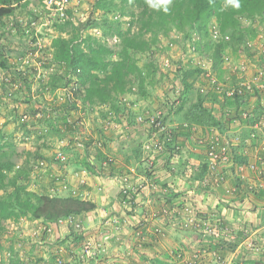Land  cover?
Returning a JSON list of instances; mask_svg holds the SVG:
<instances>
[{
	"label": "rangeland",
	"instance_id": "374dc122",
	"mask_svg": "<svg viewBox=\"0 0 264 264\" xmlns=\"http://www.w3.org/2000/svg\"><path fill=\"white\" fill-rule=\"evenodd\" d=\"M114 2L119 3V0H114ZM41 4V0H30L26 9L18 10L13 16L3 18L0 22V55L6 57L10 61V68L8 70L0 69V163L9 162L13 164V175L9 176L11 177L19 173V182L17 181V185H23L26 191H34L38 188V193L43 191L52 195L67 196L69 192H71L70 187H68L67 190L60 192L55 191L54 193L52 191L53 188H50V184L53 179L54 184L51 187H58L57 185L61 184L62 179L60 181H55V179L61 177L58 176L61 175L58 174V172L69 162V157L71 158L73 155V158H75V155H77V157L78 155L83 156V149L77 148L74 142L78 141L84 146L90 143L93 146V143L98 145L103 141L102 145L104 146L106 144V150H111L112 147L110 146L116 142L107 143L108 137L116 133V130L120 132L124 131V127L128 126L130 117L127 112L122 111L124 110L122 108L119 112V122H114L113 116H115V112H113V110L111 111L109 103L102 104L95 102L94 105L87 106V104L81 102L80 99L74 100L71 98L70 101L68 97L71 93L70 83H68L66 87L62 86L53 89L50 86L51 81L55 77L64 76V72L67 71H65L63 66L55 63L52 58V40L57 37L68 38V33L72 31L73 28L84 24L86 28L81 32L80 39L87 35L100 37L114 51V54L119 49L120 41L115 36L106 37L105 35L107 33L114 35L115 29L118 27L117 24L121 26L123 32L126 31L129 27L131 18L128 16H119L117 13L102 15L97 7L96 0H66L64 10L69 11L67 19L70 23L59 28L58 25L65 23V19H60L61 16L59 13L54 10L48 12L46 7ZM134 21L138 20L134 18ZM258 21L259 20L252 24L246 21V24L251 25L249 28L256 34V38L251 41H253V43L258 42L256 43L257 45L254 44L251 55L239 57V55L233 54L230 49L226 48L225 50L228 51V54H222L224 61L220 65L222 70V72L220 71L221 75L218 77L215 76L211 80H207V76L210 77V68H205V71L199 68V65L203 63L201 59L205 58H201L199 60L200 62H198L199 58H197L194 52L189 50V47L194 44V47L197 48L198 51L207 52L210 57V53L213 51L211 45L215 44L214 37H211L214 30L213 28L215 27L213 21H211L208 26V36H201L200 32L197 33L195 29L189 32L188 36H185L184 31L177 30L175 26H171L170 29H167V25L155 33H146L144 39L148 41L151 46L150 52H130V56L132 61L142 69L147 67L149 63H151L154 68L156 67L153 73V81L156 84L154 86H146L147 95L143 100L139 95H128L125 99H119L121 97L116 98L113 96L114 100L116 102L119 101L118 104L121 108L123 106L126 107V101L130 98L131 102L129 103V107L132 109V116L134 115L135 119L139 116H146L147 113L152 114L164 110V105L167 103L169 109L173 107V112L170 111L169 115L166 114L167 123L173 129L174 127L171 126L170 121L174 117L176 118V105L173 103L174 101H178L179 97L182 100L189 98V101H193L195 100V95H199V90H202L203 96L214 91H227L228 94H230L237 87L242 88L241 83L246 84L248 82L245 80L246 71L254 70L257 72L254 66L255 64L252 63L250 58H254L258 61V58L260 59L261 55H264V22L260 23ZM139 28L140 25L134 22L131 33L137 32ZM152 40L154 41L152 42ZM247 40L248 39H246V41ZM196 41L200 42V44L197 45ZM236 60H238V62ZM229 61H231L232 64L225 66V63ZM263 64L264 63H262V65ZM208 65H210V63ZM224 66L227 72L224 70ZM248 67L250 69H248ZM178 71L181 72L179 73ZM231 71L235 72V76L226 79V77L230 76ZM260 71L264 72V68H260ZM226 73H228V75H226ZM21 75H24L27 83H25L26 81H24ZM186 75L187 77H185ZM257 76L264 81V75L260 76L257 74ZM184 79H186L185 84L187 83L193 87V91L191 89L189 90L188 87L183 84L182 81ZM224 79H226V85H222ZM244 80L246 82H244ZM250 85L252 87L251 91H245L244 94L260 91L258 86L259 83H257V85L250 83ZM135 86L134 83L133 87ZM262 94H264V85ZM218 103L220 105H218ZM240 103L244 104L245 102L241 101ZM217 105L223 108L225 104L222 102V99H217L215 103H210V106L207 107H211L210 109H217ZM245 106L250 109L248 104ZM204 108L206 109L205 106ZM165 112H167V109ZM235 116H237L236 112ZM65 119L76 130V134L70 133L71 131L67 132V129L64 128ZM218 121L219 119H215V122L218 123ZM135 123L137 127H141L136 120ZM233 124L238 125V122ZM113 125H116V127ZM236 131L241 130L238 127ZM251 132L252 130H250V133ZM147 134L146 131V135ZM235 135L236 134L232 132L231 139H233ZM247 137L250 138V134H247ZM146 138H148V136ZM108 147L110 148L108 149ZM231 151L233 155L234 150L232 149ZM58 152H61L63 157L65 155L64 159H67L65 162H59L54 159L55 154ZM152 154L154 155L155 153L152 152ZM179 154L181 155L182 153ZM179 154H177V156ZM156 155L157 154H155V156ZM38 159L44 160L46 167L42 170L34 171L33 166ZM76 159L70 160L73 161ZM229 165L230 164L219 165V170L222 171ZM169 167V172H172L173 166ZM165 169L167 170V168ZM9 176L4 180L6 188L0 189V195L12 189L10 184L11 178ZM63 182L66 181L64 180ZM48 184L49 188H47ZM42 185H46V187L43 188ZM73 185L75 187L74 183ZM224 185L225 184L219 185L217 188L223 187ZM192 211V214L196 217L202 218L205 216L210 219V213H208V215H203L197 213L195 210ZM135 216L136 214L132 213V215L120 217L125 221L124 228L131 226L129 225V221H135ZM178 217L179 220H181V216ZM75 220L82 225L80 220ZM216 220L218 219H215V221ZM32 221L33 220L22 219L16 223L12 221L5 222V230L3 234L0 235V264H8L9 259L16 258L17 261L20 262L37 264L35 262L36 260L37 262L40 260L46 261L49 257L56 254L57 241H60L64 246L70 241L69 237H67V242L63 238H53L52 241L39 244L38 242H43V239L47 238V236H45L46 232L43 231L44 233H42L41 236L35 237L34 235L37 234L33 233L34 230L42 226H31L30 222ZM103 223L101 224L102 228H100V231L103 232L102 235L105 236L111 230L108 226L104 227ZM144 224H147L146 221L135 222L134 231H132L133 229L130 231V233L134 235V238L138 239L142 237L138 232L142 231V234L145 232L144 229L146 230L147 228H144ZM85 226L87 227L86 224ZM149 229L161 230V228L157 226L155 228L149 227ZM124 230L125 229L121 228V233H123ZM232 230L234 232L237 231L234 228ZM127 231H129L128 228L126 229V232ZM82 233H86L85 228ZM199 234L202 235V233ZM86 235V237H93L94 233H87ZM208 239H210V237ZM24 244H26V246ZM217 246L219 247L220 245L217 244ZM221 246L222 247L219 249L216 248L219 252L222 248H225L224 246L226 245L223 244ZM40 247H42V249ZM58 247L60 248L61 246ZM196 249L200 250V248ZM44 250L47 253L46 257H48L43 258V256H41L39 259L38 252L40 254V251ZM184 256L187 259L185 254Z\"/></svg>",
	"mask_w": 264,
	"mask_h": 264
},
{
	"label": "crops",
	"instance_id": "0c3cea01",
	"mask_svg": "<svg viewBox=\"0 0 264 264\" xmlns=\"http://www.w3.org/2000/svg\"><path fill=\"white\" fill-rule=\"evenodd\" d=\"M224 54H228V51L224 50ZM241 56L244 55H239V57ZM250 60L255 64L257 72L254 70L246 71L245 80L255 85L259 83L260 91L246 93L244 98H247L245 105L248 104V107L254 112L251 114H255L253 116L256 118L254 122L249 120L248 126L245 122L239 123V125L233 124L237 122L235 116L237 106L225 93L211 92L202 95V105L206 107L209 115L211 112L214 119H219V127L229 136L234 132L236 134L234 137H238L236 139L238 142L235 140V143H229L234 153L232 162L223 170L226 176V184L223 187L207 188L202 186V171H206V140L209 138V131L218 126H210V123L187 124L183 117L186 108L184 111L176 113V118L170 120L171 126L176 132L175 143L180 145L181 152L179 153H182L181 155L178 153V156L177 154L171 156L173 154L172 149L167 152L169 154H164L165 157L153 155L147 145L146 137L148 134L146 135V131L141 127L130 126L129 128L124 127L122 132L116 130L115 135L111 134L108 137L107 143L116 142L110 146L112 147L111 150L110 147H108L109 150H106V144L102 145L103 141L98 142L102 155L107 158L102 165L88 159L85 150H83V156L78 155L77 157L75 155L73 158V155L71 158L69 157V162L59 172L55 171L61 174L58 175L61 176L59 179L65 180L70 187L71 192L69 194L95 204L93 211L69 215L80 220L86 232L84 237L81 235L75 237L76 244L79 245L87 233L100 232L104 220L120 218L132 215V213L136 214L135 221H129L131 228L128 226L124 228L125 230L116 240L112 239L110 242L106 240L109 256L106 259L98 258L93 264H127V262L186 264L182 258L177 259V256L185 254L190 257L192 252L197 250L196 248H200L197 250L201 257L199 264H209V262L210 264H264V189L259 187V185L264 184V167H260L258 173L247 168L248 163L254 162V153H256L255 156L260 157L261 163L264 164V150H261V143H245L250 128H258L264 131V94H262L264 81L257 76L260 68H264V64L262 65L264 55H261L258 61L254 58H250ZM236 61L238 62V60ZM231 64L229 61L225 63V66ZM204 65H208V63ZM225 66L223 68L227 72ZM248 69L250 68L248 67ZM245 80L244 82H246ZM141 99L144 98L141 97ZM217 99H222L225 104L223 108L218 107L220 102L217 109L207 107L210 106V103H215ZM194 101H188L186 107ZM227 102L231 104H227ZM238 127L241 131H236ZM83 158H87V162L94 167L92 169L94 172H90L80 164L84 160ZM70 159L76 160L71 161ZM169 166H173L172 172H169ZM258 166H261L260 162H258ZM126 173L133 175L132 186L138 184L137 181H134L135 179L143 178L147 180L148 186L154 185L155 187L137 192L131 209H126L121 205L119 184L114 180L115 176ZM53 184L52 180L50 188H54L51 187ZM42 186L43 188L46 187V185ZM47 188H49V184ZM34 191L38 193V188ZM182 202L192 206L197 213L203 215L210 213L212 222L218 219L230 229H236L234 239L225 238L230 236V232L226 234L218 232L213 236H202L193 230H182L175 219L178 216L176 211L171 212L170 210V215H163V207L171 208L177 203L182 204ZM136 221H146L147 223L144 224L147 229H144L145 232L143 231L142 237L138 239L130 233L131 229L134 231ZM41 222L42 220H34L30 224L31 226H40L42 225ZM156 226L161 228L162 236L160 237L157 236L159 234L155 233V229H149V227L155 228ZM127 228L129 231L126 232ZM41 230L42 227L36 228L33 233L37 235L34 236H41L44 233ZM106 235L108 237L113 236L112 233ZM45 236L47 238H44L43 242H37L39 244L47 243L53 238H63L67 242V237L69 240L72 238V229L59 228L55 234L48 235L46 233ZM209 237L210 239H208ZM119 239L120 241H118ZM250 240H254L259 250L251 251L245 246ZM59 242L57 241L56 244H60ZM217 244L220 246L218 247ZM223 244L226 246L222 248L223 251L219 252L216 248L219 249ZM40 248L42 249V247ZM124 251H126V256ZM213 251H217L215 256L211 254ZM40 254L38 252L39 259L41 256L43 258L48 257H46L45 250L40 251ZM102 258L103 260H101Z\"/></svg>",
	"mask_w": 264,
	"mask_h": 264
},
{
	"label": "trees",
	"instance_id": "16d2710c",
	"mask_svg": "<svg viewBox=\"0 0 264 264\" xmlns=\"http://www.w3.org/2000/svg\"><path fill=\"white\" fill-rule=\"evenodd\" d=\"M96 2L102 15L117 13L119 16H128L131 18L129 27L126 31L123 32L121 26L117 24L118 27H116L114 35L111 33L105 35L106 37H117L120 41L119 49L113 54L114 51L107 45V43L100 37H95L94 35H87L80 39L81 32L86 28V25L84 24L73 28L72 31L68 33V38L57 37L52 40V58L55 63L63 66L67 72H64V76L55 77L51 81L50 86L55 89L62 86L66 87L68 83H70L71 93L68 96L70 101L71 98L74 100L80 99L81 102H84L87 106H92L95 102L102 104L109 103L111 111L113 110V112H115V116H113L114 122H119V112L123 108L124 110L122 111L127 112L130 117L127 127L137 126L135 123L136 119L134 118V115L132 116L133 111L129 107L131 99L129 98L128 100L127 98L129 102L126 101V107L123 106L120 108V105L118 104L119 101L116 102L114 97L125 99L128 95H139L142 98H146V86H154L156 84L153 81V73L155 72L156 67L154 68L153 65L149 63L147 67L142 69L132 61L130 56V52H150L151 46L148 41L144 39L146 33H155L167 25V29H170L171 26H175L177 30L184 31L185 36H188L189 32H192L194 29L197 33L200 32L201 36H208V26L210 22L213 21L215 27L213 28L214 30L211 37H214L215 44L211 45L213 51L210 53V57L207 52L198 51V49L194 47V44L189 48L191 52H194L197 55V58H199L198 61L201 58H205V62L210 60V65H199V68L205 71L204 69L209 67L210 77L207 76V80H211L213 77L221 75L222 70L220 65L224 61L222 54L226 48L230 49V51L236 55H251L254 44L258 42L253 43V41H251L256 38V34L249 28V26L251 27L250 24L257 20H259L258 22L260 23L264 22V0H239V8H233L228 3V0H172L167 6V12L163 11V6L159 9L150 8L147 4V0H119V3H115L114 0H96ZM29 3L30 0H0V22L3 18L13 16L16 11L26 9ZM41 3V5L46 7L48 12L55 9L54 5L49 6L47 4V0H41ZM68 14L69 11L65 10V17L63 18V20L65 19V23L58 25L59 28L70 23L67 19ZM134 18L138 21H134ZM246 21H249L250 24H246ZM134 22L138 23L140 28L137 32L131 33V28L134 26ZM246 39L248 40L246 41ZM153 41L154 40H152V42ZM196 44L198 45L200 42L196 41ZM9 68L10 61L6 57L0 55V69L8 70ZM181 71L178 72L180 73ZM21 77L26 81L24 75H21ZM185 77H187V75ZM185 80L186 79L182 81L183 84H185ZM25 83H27V81ZM134 83L136 85L135 87H133ZM185 86L193 91L191 85L186 83ZM199 92L195 101L189 104L188 107L186 106L189 100H182L178 96V101H174L173 103L176 105L175 114L184 111L186 108L183 117L184 122L187 124L190 125L194 123L202 125L210 123V126L219 127L220 123L215 122L211 112L209 115L202 105V90H199ZM227 104L231 103L227 102ZM234 104L238 109V105L236 103ZM172 108L173 107L169 109L168 104L166 103L164 105V110H160L164 114V121L168 122L167 115H169L170 111L173 112ZM166 109L167 112H165ZM64 125L67 132L71 131L70 133L72 134L77 133L66 119ZM141 128L147 131L145 127L141 126ZM174 130L175 129L173 128V139L175 142L176 132ZM178 146L180 147L179 144ZM83 148V150L86 151V157L94 162H99L100 165H102L107 159L106 156L102 155L99 145L97 144H93L92 146L88 143L85 146L83 145ZM179 152L180 151H176L175 154L173 153L171 156H174ZM157 155L164 156V154ZM87 158H83L84 160H82L80 164L90 172H94L92 171L94 167L87 162ZM13 167V164L9 162L0 163V189L6 188L4 180L7 176L13 175ZM205 167L207 172L204 170L202 171V182L204 178L210 182L207 162ZM260 167H264V164L258 168ZM254 172L258 173L259 170ZM220 173H222V171ZM10 178L11 191H5L4 194L0 195V235L3 234L5 230L4 225L7 221L16 223L22 219H29L33 221L42 220L44 223H51L59 218L67 217L69 215H79L81 213L93 211L95 208V204L91 201L81 200L71 194L67 196H58L50 195L45 192L38 194L35 191H26L23 185H17L19 173ZM205 187L208 188L209 186ZM54 188H56V186ZM175 205L171 208L163 207V210H167L169 214L170 210L174 208ZM184 205L188 206V204ZM190 208L194 210L192 206H190ZM176 214L181 216V214H183V208H180ZM178 216L175 219L178 222L179 228L192 231L190 226H183L180 220H178ZM159 232L162 234V231L159 230ZM157 236L160 237L159 235ZM202 236L204 235L202 234ZM112 239L116 240L117 238L111 237L109 242ZM118 241H120V239ZM59 243V245L57 244L55 252L59 249L58 246H62L61 242ZM24 245L26 246V244ZM124 254L126 256V251H124ZM57 256L58 253L49 257V261L40 260L37 262L36 260L35 262L37 264H51L54 262L53 264H56L57 262H55V259ZM108 256L109 254L106 245L105 253L101 254L99 258L103 257L106 259ZM103 258L101 260H103ZM24 263L25 262L23 261H17V258L9 259L8 261V264ZM131 263L140 264L139 262H127V264Z\"/></svg>",
	"mask_w": 264,
	"mask_h": 264
},
{
	"label": "built area",
	"instance_id": "2783aa9c",
	"mask_svg": "<svg viewBox=\"0 0 264 264\" xmlns=\"http://www.w3.org/2000/svg\"><path fill=\"white\" fill-rule=\"evenodd\" d=\"M47 3L49 6L54 5L55 9L54 11L59 13L61 16L60 19H63L65 17L64 15V5L66 4V0H47ZM258 74L260 76L264 75L263 71H259ZM246 90L251 91L252 87L249 83L245 84ZM264 113V110H263ZM239 117L243 121H248L250 118L253 117L251 114L250 109H242L239 112ZM264 115V114H263ZM136 122L139 124V126H143L147 129L148 138H147V145L148 148L154 152L155 154H166L170 149H172V152L175 154L176 151H179V146L177 143L174 142L173 139V129L168 125L166 121H164V114L160 111L157 113L149 114L147 113L146 116H139L136 118ZM116 127V125H113ZM255 131H259L257 134ZM238 137H234L233 139L226 138L223 135H219L216 131L212 136L209 135V138L206 140V162L208 165V173L210 175V182L207 181L206 178L203 180L204 186H209L213 188H217L219 185L226 184V176L223 173H220L219 165H225L230 164L232 162V155H231V145L229 143H233ZM235 142H238L237 140ZM234 142V143H235ZM245 143H261V150H264V131L259 130L258 128H253L252 132L250 133V138H247ZM74 145L77 148H83V145L76 141L74 142ZM254 153V162L248 163L247 168L254 172L257 171L259 168L258 162H260L261 165V159ZM65 155L63 157V154L61 152H58L55 154L54 159L59 162H65L64 159ZM46 167L45 161L42 159H39L35 162L33 168L34 171L42 170ZM219 171V172H217ZM60 181V179H55V181ZM114 180L119 184V192L121 194V205L124 208H132V205L134 203V196H136L137 192L143 189H154V185L148 186L147 180L143 178L135 179L134 181H137L138 184L136 186L131 185V181H133V175H120L115 176ZM61 182L60 189L57 191L67 190V185L65 182ZM261 189H264V184L259 185ZM52 191L55 193L54 189ZM182 204H184L182 202ZM181 203H177L173 211L171 209V212L176 211L178 213L180 208H183V214H181V220L180 222L183 224L184 227L190 226L193 231H197L199 233H202L205 236H211L216 235L218 232L223 233H229V240L234 239V235L236 232H234L232 229L224 225L223 222H220L218 220L211 221L208 217L205 216L202 218L194 216L192 213V209L190 208V205H182ZM130 212V211H129ZM163 215H170V212L168 214L167 210H163ZM173 216V215H172ZM121 218H109L104 220V227L108 226V228L111 230L108 233H112L113 236L117 239L119 238V235L121 234V228L124 227L125 221L123 219L118 220ZM127 222V221H126ZM59 228L64 229H72V238L69 242H67V245H62L56 253H58V256L55 259L56 264H93L97 261V259L101 256V254L105 253L106 251V240H109L111 237H108L107 235L103 236V232H95L93 237H85L83 241H81L78 244H76L75 237L82 236L84 237L83 232V226L80 225V223L74 219L72 216H68L63 219H58L55 222L48 223L46 227H43V230L48 235H52ZM155 233H160L158 229H155ZM138 234L143 235L142 231L138 232ZM159 236H162L160 233ZM107 237V238H106ZM162 238V237H161ZM59 240V239H58ZM64 246V248H63ZM246 247L249 250H259L258 245L254 242V240H250ZM217 251H213L211 254L215 256ZM182 258V260L185 261L186 264H199L201 261V257L199 254V251L194 250L190 257L185 258L184 255H178L177 259ZM93 261V262H92ZM54 263V262H53ZM51 263V264H53ZM133 264V263H131Z\"/></svg>",
	"mask_w": 264,
	"mask_h": 264
},
{
	"label": "clouds",
	"instance_id": "9594fccd",
	"mask_svg": "<svg viewBox=\"0 0 264 264\" xmlns=\"http://www.w3.org/2000/svg\"><path fill=\"white\" fill-rule=\"evenodd\" d=\"M172 2V0H147V4H148V6L150 7V8H153V9H159V8H161V6H163V11H165V12H167L168 11V5L170 4ZM228 3L233 7V8H239L240 7V4H239V0H228ZM190 48V47H189ZM201 61H203V64H205V63H210V60H208L207 62H205V59H201ZM198 62H200V61H198ZM238 71H240V70H238ZM242 73V72H241ZM235 76V72L234 71H231V73H230V76H228V77H226V79L227 78H233ZM209 77V76H208ZM226 79H224V81H222V85H226ZM247 83H249V82H247ZM250 84V83H249ZM241 85H242V88H239V87H237L236 89H234L230 94H228V92L227 91H223V93H225V95L226 96H228V97H230L231 98V100L233 101V102H235L237 105H238V109H237V111H236V113H237V116H236V119H237V122H238V125H239V123L240 124H243L244 122H245V124L248 126L249 124H247V122L249 121H243L240 117H239V112H240V110H242V105H243V109H245V108H247L246 106H245V103L244 104H241L240 102L241 101H243V102H245V98H243L244 97V93H245V91H247L246 90V87H245V84L244 83H241ZM215 92V91H214ZM238 98H239V100H238ZM248 109V108H247ZM252 113H253V111H251ZM260 114V113H259ZM253 116H255V114H252ZM264 116V115H263ZM256 118L254 117H252V118H250V120H252V122H254V120H255ZM234 121H235V119H233ZM215 129H217V130H215ZM250 130H253V128H250ZM217 132L219 135H223V136H225L226 138H231V136H229L228 134H226L222 129H221V127H215V128H213L211 131H209V135L210 136H212L213 134H214V132ZM257 134L259 133V132H257V131H255ZM249 134H250V132H249ZM208 135V136H209ZM249 138V137H248ZM231 150H232V146H231ZM206 155V154H205ZM231 155H232V151H231ZM232 159H233V155H232ZM39 160V159H38ZM223 171V170H222ZM66 183V182H65ZM66 185H67V189H68V184L66 183ZM58 187H56V188H53L54 189V191H57L58 189H60V186L61 185H57ZM63 191V190H62ZM59 192V191H58ZM50 195H52V194H50ZM68 217V216H67ZM63 218H66V217H63ZM63 218H59V219H63ZM58 220V219H57ZM56 220V221H57ZM42 223V225H40V226H42V230H43V227H46V225L48 224V222H41ZM52 223V222H51ZM44 232H45V230H43Z\"/></svg>",
	"mask_w": 264,
	"mask_h": 264
}]
</instances>
